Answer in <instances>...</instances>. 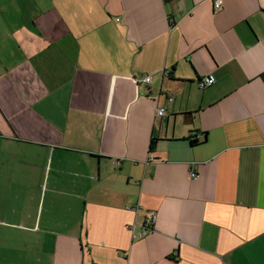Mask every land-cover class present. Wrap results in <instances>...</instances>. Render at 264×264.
Listing matches in <instances>:
<instances>
[{
  "label": "crops",
  "instance_id": "1",
  "mask_svg": "<svg viewBox=\"0 0 264 264\" xmlns=\"http://www.w3.org/2000/svg\"><path fill=\"white\" fill-rule=\"evenodd\" d=\"M0 264H264V0H0Z\"/></svg>",
  "mask_w": 264,
  "mask_h": 264
},
{
  "label": "built area",
  "instance_id": "2",
  "mask_svg": "<svg viewBox=\"0 0 264 264\" xmlns=\"http://www.w3.org/2000/svg\"><path fill=\"white\" fill-rule=\"evenodd\" d=\"M211 2H212V7H213L214 11H219L223 6V0H211ZM137 81H138V83H149L151 81V75L141 76L137 79ZM214 81H215V78L213 75H211V74L203 75L197 79V85L200 88H205V87L212 85L214 83ZM164 113H165L164 108L160 107L156 110V115L162 116ZM196 136L197 135H195L193 133L191 134V138L193 140H196V138H195ZM191 175H192V177H195L197 174L194 171H191ZM154 220H155V213L153 211H151L150 215H149V219H148L146 225L144 226V229L142 230L141 235L146 234L149 230L152 229Z\"/></svg>",
  "mask_w": 264,
  "mask_h": 264
},
{
  "label": "trees",
  "instance_id": "3",
  "mask_svg": "<svg viewBox=\"0 0 264 264\" xmlns=\"http://www.w3.org/2000/svg\"><path fill=\"white\" fill-rule=\"evenodd\" d=\"M194 141H195V140H193V142H192V143H194Z\"/></svg>",
  "mask_w": 264,
  "mask_h": 264
}]
</instances>
